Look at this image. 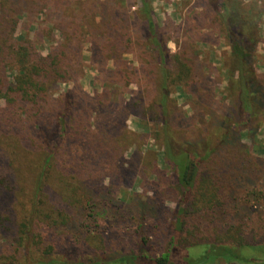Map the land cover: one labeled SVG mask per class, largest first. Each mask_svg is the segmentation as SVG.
<instances>
[{"label":"trees","instance_id":"obj_1","mask_svg":"<svg viewBox=\"0 0 264 264\" xmlns=\"http://www.w3.org/2000/svg\"><path fill=\"white\" fill-rule=\"evenodd\" d=\"M3 1L0 233L13 254L0 258V264H87L81 257L69 261L76 253L69 247H84L93 254L91 264H103L100 257L123 251L137 238L142 255L123 251L125 256L108 264H177L183 251L202 245L204 260L213 255L224 264H264V215L231 210L226 191L241 180L244 163L228 149L222 153L227 141L254 140L250 125L264 119V81L255 66L261 11L242 0H203L205 14L230 48L231 103L224 112H207L215 143L203 139L191 148L175 131L182 130L184 120L173 113L171 94L176 89L197 92L191 88L202 82L196 78V61L167 49L164 30L152 19L151 0H136L142 18L137 28L129 9L113 0L101 4L103 16L88 26L84 45L101 68L107 70L112 62L114 70L102 75L112 85L93 95L80 87L78 73L71 69L72 62L80 64L81 42L71 23V33L62 22L53 26L52 34L59 32L61 40L48 53L39 50L38 38L30 36L26 25L50 6L61 10L65 0ZM68 83L74 86L57 95L51 91L53 85ZM130 117L158 126L152 136L172 173L161 174L157 159L143 161L137 148L126 157L137 137L127 126ZM130 175L147 185L165 183L159 195L175 204L172 217L155 202L158 220L143 208V217L126 215L122 226L115 227L107 219L108 208L115 189ZM247 195L263 203L262 191L251 189ZM17 210L22 221L10 229ZM77 223L76 231L70 230ZM183 260L193 261L191 256Z\"/></svg>","mask_w":264,"mask_h":264},{"label":"rangeland","instance_id":"obj_2","mask_svg":"<svg viewBox=\"0 0 264 264\" xmlns=\"http://www.w3.org/2000/svg\"><path fill=\"white\" fill-rule=\"evenodd\" d=\"M2 1L0 0V3L6 4V1ZM108 1L65 0L61 10H55L57 5L55 4L53 7H48L45 15L35 13V17L26 24L31 27L30 36L38 38L39 50L48 53L52 43L61 40L59 32L52 34L55 31V29L51 31L54 28L53 26L62 22L64 28L71 33L69 29L71 23L76 37L81 40L78 49L80 64L75 65L72 62L71 69L77 71L78 84L89 95H93L97 88L101 91L103 85H112L111 83L105 84L102 75L103 71L114 70L112 68L113 63H109L107 70L101 68L98 63L91 59V52L88 50L89 46L87 44L84 45L88 26L94 19L99 20L103 16L101 4ZM113 1L119 5L121 4L123 8L129 9L130 22L134 28L141 26L142 18L139 14V6L136 0ZM242 2L251 8L261 11L257 24L259 41L255 66L264 81V0H242ZM151 8L153 21L159 29L164 30L169 52L173 55H182L185 58L192 59L194 62L196 61V78L202 82V84L199 83L191 88V92L194 89H197V92L189 93L186 91L184 93L181 89H176L171 94V99L175 103L173 113L177 114L178 112L183 116L184 120L182 130L175 129V131L178 137L184 139L191 148L199 141H203V139L212 145L218 138H215L214 131L210 129V119L207 112L210 109L214 113L224 112L231 103V96L227 91L229 45L225 41L224 35L220 32V28L215 27L216 25L211 22V17L205 14L203 0H151ZM124 59L126 61L133 60L131 56H125ZM73 86V83L56 84L52 86L51 91L57 95ZM203 87L208 88L211 93L203 90ZM131 89H134V87ZM259 122H254L250 125V134H252L254 140L252 138H243L241 144L231 140L223 144L225 149L222 153H225L228 149L232 157L240 159L244 163V165H240L241 168L242 166L244 167L243 170L245 171L241 174V180L238 182L233 181V187L226 191V195L232 200L230 204L231 210L239 215H264V119ZM127 126L137 137L136 141L129 146L126 157L129 158L130 154L137 148L142 154L143 161L148 157L157 159V167L161 174L169 175L172 173V168L164 164L162 150L152 136L153 131L157 130L158 126L152 122H141L136 117H130ZM138 170L140 171L141 169L138 168ZM125 181L115 189L117 195L115 194L114 196L113 206L108 208L107 219L109 218L115 227L118 226L119 228L122 226L126 215L132 217L136 213L138 216L143 217V208L146 214L149 213L158 220L159 212L154 205L155 202H159L163 212H167L169 217H172L175 204L159 195L162 188L166 187L165 183L147 185V181L143 183V180L141 181L136 175H130ZM226 186L227 184L224 183L223 187L227 190ZM251 189L260 193L262 191L263 203H256V197L246 196V193ZM151 209L152 211H150ZM15 213L16 218L11 217V222L8 223L10 229L14 228L13 222L21 223L22 221V212L17 210ZM169 219H167V222H169ZM131 224L132 222L128 223V225ZM77 226L78 223L74 224L70 230L75 232ZM137 226L138 224L136 223L135 227ZM138 230L143 233V228H138ZM138 243L142 244L138 241V238L133 244L129 242L128 247H125L123 251L132 250L131 253L134 255H142L143 244L138 246ZM205 247L202 245L190 251H183L182 256L177 259V264H186L183 259L188 256H191L193 260L191 264H224V262H218L219 258L213 255L204 260L202 255L206 252ZM67 250L76 252L74 255H69L67 258L69 261H76L81 257V262L84 261L87 264H91L90 259L93 258V254L88 249L84 247H69ZM123 251L112 252L107 257H100V259L103 260V264L113 263L125 256ZM216 252L220 253L219 250ZM11 254L13 253H10V248L6 245V237L0 233V258ZM188 261L187 259V263L190 262ZM232 264L241 263L234 262Z\"/></svg>","mask_w":264,"mask_h":264}]
</instances>
